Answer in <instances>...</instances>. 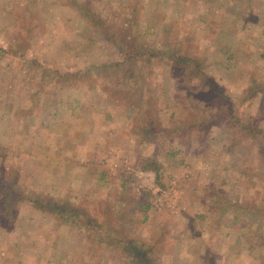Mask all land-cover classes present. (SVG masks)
<instances>
[{"label":"rangeland","instance_id":"rangeland-1","mask_svg":"<svg viewBox=\"0 0 264 264\" xmlns=\"http://www.w3.org/2000/svg\"><path fill=\"white\" fill-rule=\"evenodd\" d=\"M128 239L264 264V0H0V264H135Z\"/></svg>","mask_w":264,"mask_h":264},{"label":"trees","instance_id":"trees-1","mask_svg":"<svg viewBox=\"0 0 264 264\" xmlns=\"http://www.w3.org/2000/svg\"><path fill=\"white\" fill-rule=\"evenodd\" d=\"M173 62H171L172 66H177V67H187L189 65H195V63L193 62V60L189 59L188 57L185 56H177L171 57ZM196 67V66H194ZM197 69L192 72V73H197ZM219 94V92H218ZM175 154H173L172 156H174ZM139 165V169H141L142 171H155L157 174L156 176L161 177L160 175V170H161V165L159 163V161L156 158L153 157H148V158H144L142 159ZM5 195L7 196L8 194L5 193ZM10 203V202H9ZM8 201L5 199L4 202V206L7 208L9 206ZM34 206L37 205L39 209H41L42 207H45V204H40L38 201H33L32 203ZM53 208L54 210H58V213L60 215L65 214L66 212H69L70 215L72 216H78L81 217L80 220H82V218H84L82 220V222H85V224L91 225L93 224V222L95 223V220L93 217H88V214L86 211H84L83 209H78V208H73L70 205H66V206H60L59 204H51V206H48ZM87 217V218H86ZM73 218V217H72ZM95 226H97L96 228H98V225L95 224ZM94 238H97V236H94ZM100 237L98 236V239ZM251 248V247H250ZM249 248V249H250ZM124 253H126L127 255H129L131 257V259L135 262V264H157L155 259L153 258V246L151 244H147L138 240H133V239H128V240H124V247L122 248Z\"/></svg>","mask_w":264,"mask_h":264}]
</instances>
